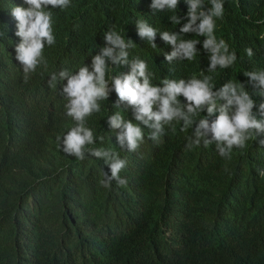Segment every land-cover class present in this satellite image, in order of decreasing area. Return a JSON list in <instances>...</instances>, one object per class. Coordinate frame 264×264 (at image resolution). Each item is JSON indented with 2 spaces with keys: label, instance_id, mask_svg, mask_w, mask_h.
Segmentation results:
<instances>
[{
  "label": "trees",
  "instance_id": "1",
  "mask_svg": "<svg viewBox=\"0 0 264 264\" xmlns=\"http://www.w3.org/2000/svg\"><path fill=\"white\" fill-rule=\"evenodd\" d=\"M89 1L102 8L104 19L94 26L83 15L77 24L63 20L61 44L55 50L61 58V47L88 50L78 32L81 25L91 30L96 42L115 25L107 7L134 0ZM143 1L148 7L149 0ZM177 10H184L181 0ZM169 21L176 31L178 24ZM0 28V264L5 259L18 264H264V135H253L226 158L217 145L201 143L189 150L195 123L182 131L183 122L173 121L158 140L150 139L151 131L143 128V147L131 155L126 147L114 146L104 124L107 113L134 119L133 106L114 105L113 90L92 128L103 135L104 147L115 148L127 160V186L103 187L105 160H76L63 152L59 141L48 152L47 163H37L45 139L66 111V97L49 89L21 93L30 86L25 81L16 90L21 73L9 56L14 39L4 21ZM215 33L235 52L236 62L209 72L204 37L193 34L201 41L202 54L188 65L181 61L175 77L212 76L215 88L230 81L243 83L260 119L264 97L245 73L264 70V0H224ZM249 47L252 57L245 52ZM136 51L152 67L148 46L140 43ZM21 94L31 99L16 97ZM204 114L197 112L193 120ZM54 152L60 162L48 159Z\"/></svg>",
  "mask_w": 264,
  "mask_h": 264
},
{
  "label": "clouds",
  "instance_id": "2",
  "mask_svg": "<svg viewBox=\"0 0 264 264\" xmlns=\"http://www.w3.org/2000/svg\"><path fill=\"white\" fill-rule=\"evenodd\" d=\"M181 1L183 12L177 10L179 0H149L148 7L143 0L123 1L115 8L107 7L115 25L96 42L92 41L91 30L81 25L78 32L86 39L88 50L61 47V58L55 50L61 44L59 28L63 20L77 24L83 15L88 25L94 26L104 19L101 7L89 0H0V21L11 28L14 39V46L10 45L11 63L15 60L20 67L16 90L25 81L30 86L22 87L21 93L49 89L66 97V111L58 127L45 139L37 163L46 164L48 152L59 141L63 152L76 160H105L108 172L104 173L103 187L110 188L112 183L127 186L128 179L123 175L127 160L120 158L115 148L104 147L103 135L92 128L113 90L114 105L133 106L136 123L117 112L111 116L107 113L104 124L114 146L126 147L133 152L131 155L143 147V128L151 131L150 139L158 140L164 126L173 121L183 122L182 131L195 123L193 137L186 145L189 150L201 143L205 147L217 145L220 156L226 158H230L234 147L244 148L253 135H264V102L259 105L261 118L257 119L255 102L245 84L230 81L215 88L212 76L175 77L181 61L188 65L202 54L198 45L201 41L193 34L204 37L202 48L209 57V72L217 67L228 68L237 60L228 43L215 33L216 19L224 14V0ZM169 19L178 24L176 31ZM186 36L191 39L184 40ZM69 42L70 38L66 43ZM140 43L148 46L152 67L137 57ZM245 52L248 57L254 55L250 47ZM245 76L264 97V70L249 71ZM28 95L16 97L31 99ZM205 111L207 114L198 121L193 120L197 112ZM260 144L264 146V139ZM48 159L60 162L55 152ZM260 174L264 175V171ZM5 264L18 263L5 259Z\"/></svg>",
  "mask_w": 264,
  "mask_h": 264
}]
</instances>
